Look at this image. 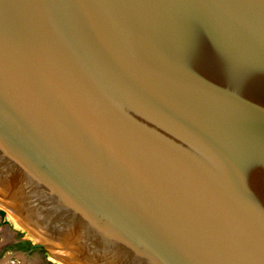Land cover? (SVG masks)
Here are the masks:
<instances>
[{
    "label": "water",
    "instance_id": "obj_1",
    "mask_svg": "<svg viewBox=\"0 0 264 264\" xmlns=\"http://www.w3.org/2000/svg\"><path fill=\"white\" fill-rule=\"evenodd\" d=\"M0 205L59 264H264V0H0Z\"/></svg>",
    "mask_w": 264,
    "mask_h": 264
},
{
    "label": "rangeland",
    "instance_id": "obj_2",
    "mask_svg": "<svg viewBox=\"0 0 264 264\" xmlns=\"http://www.w3.org/2000/svg\"><path fill=\"white\" fill-rule=\"evenodd\" d=\"M19 241L39 242L27 229L11 227L0 207V264H59L47 247H37L25 254L21 251L25 244Z\"/></svg>",
    "mask_w": 264,
    "mask_h": 264
},
{
    "label": "flooded vegetation",
    "instance_id": "obj_3",
    "mask_svg": "<svg viewBox=\"0 0 264 264\" xmlns=\"http://www.w3.org/2000/svg\"><path fill=\"white\" fill-rule=\"evenodd\" d=\"M19 242L25 244V248L21 250L23 253L26 254V253L31 251V244L32 243H29L28 241H19Z\"/></svg>",
    "mask_w": 264,
    "mask_h": 264
},
{
    "label": "bare ground",
    "instance_id": "obj_4",
    "mask_svg": "<svg viewBox=\"0 0 264 264\" xmlns=\"http://www.w3.org/2000/svg\"><path fill=\"white\" fill-rule=\"evenodd\" d=\"M0 207L4 209V207H3V206H1V205H0ZM37 241H38V240H37Z\"/></svg>",
    "mask_w": 264,
    "mask_h": 264
}]
</instances>
